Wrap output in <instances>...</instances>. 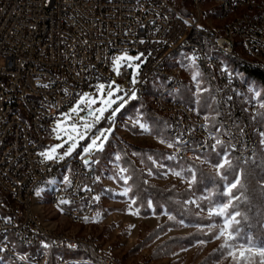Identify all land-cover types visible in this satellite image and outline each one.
I'll list each match as a JSON object with an SVG mask.
<instances>
[{
    "label": "built area",
    "instance_id": "obj_1",
    "mask_svg": "<svg viewBox=\"0 0 264 264\" xmlns=\"http://www.w3.org/2000/svg\"><path fill=\"white\" fill-rule=\"evenodd\" d=\"M241 1H250V12H241ZM215 5H222L226 19L225 28L220 30L203 26V13H209ZM189 8L193 23L179 17L177 3L172 0H0V175H8L7 184H0V208H7V215H0V233L1 226H15L20 241L33 244L36 233H43L47 246L87 247L101 264H120L112 250L95 249L91 234L86 235V241H77V235L52 233L44 228L33 215L30 200L36 182L49 176L58 163L72 160L73 171L66 175V186L54 201H67L62 206L75 213L76 219L92 220L98 214L90 201L94 188L90 167L100 162L99 158L86 153L47 159L41 149L51 142V121L85 91L112 78L116 52L146 54L135 78L134 63L123 64L121 78L126 80L127 88L123 100H128L141 91L142 84L157 77L171 78V86H183L182 66L163 75L160 62L172 50L183 48V43H191L188 53L203 71L210 73L207 83L219 110L223 136L235 138L234 157L241 162L253 157L262 126L254 130L247 115L255 113V122H259V103L254 101L251 110L242 111V95L249 90L239 86L231 69H223L211 60V52L214 47H222L233 53L228 36H236L241 50H247V57L233 53L236 58L255 61L249 60V51L264 52V0H194ZM230 10H238L239 18H231ZM16 78H24V85H16ZM167 98L168 106H160L161 98L154 101H158L156 109L168 117V129H183V136L168 137L172 153L183 158L199 154L190 151L193 140H204L201 153L217 147L208 133L211 124L206 113L193 111L192 104H179L171 95ZM7 106H17L11 120H3ZM177 109H185L187 122L178 120ZM5 134H13L10 147H3ZM72 198L82 199L83 208L72 207ZM13 202H21L23 211L9 217L8 208H13ZM11 245L10 241L1 243V247H8V255L15 256ZM34 260L37 264L68 262L53 261L47 252L45 258Z\"/></svg>",
    "mask_w": 264,
    "mask_h": 264
},
{
    "label": "rangeland",
    "instance_id": "obj_2",
    "mask_svg": "<svg viewBox=\"0 0 264 264\" xmlns=\"http://www.w3.org/2000/svg\"><path fill=\"white\" fill-rule=\"evenodd\" d=\"M175 1L178 10L184 14L192 15L189 8V6H192L190 0ZM208 12L207 16L212 18H216L219 13L218 9L212 6ZM217 53L238 78L249 84L247 96L249 98L256 97L259 100V122L255 123L257 126H262L261 133H264V107H262L264 105V81L256 74V70L247 69L241 64L240 60L233 59L220 52ZM125 54L140 57L139 60H132L134 63L133 78H135L146 61V54L142 51L116 52L113 57L112 78L88 89L62 110L51 121V142L41 149L42 153H48L52 148H55L56 151L52 155L60 158L70 156L73 153L79 155L93 153L99 158L98 171H101L102 179L98 192L99 204L96 211L98 214L92 220L72 221L48 205L52 189L57 183L64 181V173L69 174L72 172V165L64 167L55 178L47 179L36 189L32 201L34 211L40 213L54 228L82 236L91 234L92 241L97 244L100 251L112 250L121 264H235L233 259L227 255V250L220 247L223 240L216 238L220 228L224 225L225 219L230 214L239 212L235 207L236 200H233V206L227 209L225 216L216 215V212L228 203L230 197L227 194V189L234 180L225 184L226 199L209 208L204 207L202 200L195 196L194 191L191 192L198 175L196 167L200 165L216 175L223 176L225 169H221L220 174H218L215 165L222 163L225 156L233 162L231 151L226 146L221 157L217 160L214 157L199 153L191 156L186 161L181 160L172 153L167 143L168 138H161L154 133L151 122L142 110L141 104L127 105V100H123L127 88L126 80L121 78V74L123 64L127 60L120 62L118 71L116 65H114V60L116 57ZM168 65L182 66L185 75L183 86L178 91L171 92V97L198 108L203 105L200 109L206 113L211 126L220 129L219 110L212 97L203 70L184 49L174 53ZM101 84L105 86L103 91L98 90ZM165 84L166 82L158 77L152 80L147 91L143 94L144 99L152 101L154 106L153 99ZM109 90L113 92L111 98L116 103L107 108L100 120L96 121L95 116L100 115L99 112H96V109L105 107L102 101L108 98L107 92ZM257 93L259 94L257 95ZM82 97L85 98L83 103L81 102ZM138 97H142V95ZM135 98L131 96L129 100ZM90 99L96 101L95 104L91 105V108L88 106V100ZM76 107L79 110L73 112L72 109ZM117 108L118 111H115L113 115V111ZM90 112L95 113V115H90ZM58 124L61 125L60 130H57ZM85 124L92 125V127L86 129ZM73 125L76 126L77 132L72 131ZM141 125L144 127L142 128ZM101 132L107 136V139L101 137L97 141V147L85 152L84 149ZM77 133L82 134L83 139ZM69 135L74 139L68 140ZM262 141H264V135L260 134L257 148L260 147L264 151ZM72 143H75L76 147L70 155H64ZM101 143L103 144L102 148L99 147ZM132 164L140 170L139 176H142L144 185H147L150 189L158 186L171 192L173 196L182 190H189L190 196L186 199V202L191 203L192 206L188 207V212L191 214L196 213L201 217L202 222L179 218L177 223L170 210L165 208L160 212H155L153 199L150 197H148L150 212L149 210H141L144 203L140 201V197L143 198L148 190L144 189V185L141 186L137 174L135 177V169L132 168ZM237 176L242 179V170L238 172ZM261 185L264 186V177ZM234 190L233 193L237 196ZM200 196L208 197V194H200ZM263 204L264 202H262ZM254 208L257 216H263L264 219V210L258 207ZM169 217H172V219H169ZM189 219H191V216H189ZM237 220L240 221V215ZM214 225L215 227H213ZM261 225L264 229V221ZM235 226L236 224L233 225L234 228ZM198 231L201 233L199 235H203V237L197 238L190 244L183 240V238H191V235L192 238L198 237L199 235L195 233H198ZM237 237L236 243H245L239 239L238 235ZM40 238L36 243L37 245H26L19 242L15 232L0 236V240H9L24 255H38L42 252H47L50 256L53 253L61 256L66 254L65 249L51 248L43 243V237ZM254 245L260 247L264 245V242ZM97 261H82V263L95 264L99 262ZM0 264L18 263L10 256H5L0 258Z\"/></svg>",
    "mask_w": 264,
    "mask_h": 264
},
{
    "label": "bare ground",
    "instance_id": "obj_3",
    "mask_svg": "<svg viewBox=\"0 0 264 264\" xmlns=\"http://www.w3.org/2000/svg\"><path fill=\"white\" fill-rule=\"evenodd\" d=\"M190 1L193 6L194 0H190ZM225 1H232V0H225ZM172 2H176V1L172 0ZM212 7L218 9L219 13L217 14L216 18L208 17L207 16L208 13H203V26H208L212 30H220L221 28H225L226 19L224 18V13H222V5H215ZM240 10L241 12H250V1H241ZM177 14L179 15V17H182L184 22L193 23L192 15L184 14L180 10H178V8H177ZM230 17L239 18V11L230 10ZM228 45L230 48H232L233 53H239V57H247V50H241V45L240 43H237L236 36H228ZM181 49H184L188 52V50H191V43H183V48H177V49L172 50L171 55H169L168 58L160 62V73H162L163 75H170L171 69H179V66H169L168 62L172 59V55ZM217 52L223 53L224 55L229 56L233 59H238L236 58V55L228 52L226 49H222V47H214L213 51L211 52V60H214V62H218L219 65L223 67V69H230V67L225 63V61L222 58L219 57ZM238 60H240L241 64L245 66L247 69L258 70V71L264 72V52L262 51H249V60H255V61H245L244 59H238ZM198 66L201 68L200 64H198ZM203 72L206 78V82H208V80H210V73L206 71H203ZM162 80H164L166 84L162 87V89L155 96V98H161L160 106H168L167 97L171 95V92L178 91L181 88V85L171 86V78H164ZM237 82H239V86L249 89V84L245 81H242L238 77H237ZM16 85H24V78H16ZM149 85H150V82H145V84H142L141 91L137 93V95H134V96L136 97L141 96V95L143 96V94L147 91ZM165 86H170V87H165ZM246 93L247 91L244 92V94L242 95V99H241L242 111L251 110L252 107L254 106V101L256 103H259V100L256 97L249 98ZM213 99L215 101V98ZM178 103L187 104L186 102L180 101V100H178ZM154 105L156 108H158V101H154ZM192 110L197 113H204L198 107L194 105H192ZM15 114H17V106H7V109L3 111V120H11L15 116ZM177 117H178V120H180V122H187V114H186L185 109H177ZM247 122L254 123V130H261V127L259 125L257 126L255 123V113H248ZM208 133H211L212 137L214 138V144L218 145L216 141L219 140L220 141L219 144H225L227 147H229L231 153L234 156L235 154H237V147H235V138L223 136V130L221 128L216 129L212 127L211 125L208 126ZM169 135L170 136H183V129H169ZM11 143H13V134H5L3 136V147H10ZM190 151L194 153L203 152L204 151V140H193L192 143L190 144ZM255 151L256 150L253 151V154L255 153ZM80 156L81 155L79 154L73 153V157H80ZM68 165L73 166L72 160H64L63 162L58 163L57 167L53 169V171L49 174V176H47L45 179H41L40 181L36 182L34 191L30 193V200L33 201L34 192L42 183H44L47 179L55 178L58 172ZM72 171H73V168H72ZM66 175L68 174L64 173V181L57 183L56 186L52 189L48 205L53 210L58 211L61 215H63L64 217L72 221H83L85 219H76L75 213L64 210V206H62V203L54 201L55 197H57V195L61 192V189L63 188V186H66ZM90 175H94V188L91 189L90 201L91 203H93V212H96L98 210V200H97L98 191L96 188V184L99 180L96 162L93 163V167H90ZM7 182H8V175H0V184H7ZM72 207L83 208V200L80 198H72ZM31 210L33 212V215L39 219V223H41V225H43L44 228H48L49 230H52V233L62 232L65 235H77V234H73L65 230H60V229L52 227V225H50L47 222V220L41 216L40 213L34 211L33 202L31 203ZM17 211H23V204L21 202H13V208H8V216L16 217ZM0 215H7V208H0ZM11 232H15V226H1L0 236L7 235L8 233H11ZM16 235H17L19 242L26 244V245H35L38 242V239L40 237H43V233H36V241L33 244V242L20 241V234H16ZM7 241L9 240L7 239L0 240V258H4L5 256H10L18 264H37L36 260L34 259L45 258V252H42L38 255H34V254L24 255L21 252H19L13 245H11V252H14L15 256L8 255V247H1V243H5ZM77 241H86V236L77 235ZM91 242H93L92 239H91ZM94 244H95V249H99L97 244L96 243ZM52 246L58 249H62L64 247L68 248V246H63V244H53ZM71 249L75 251H79L82 248H71ZM31 256L33 257V259ZM61 259H68V262H59V264H78L82 261L92 262L89 258L79 259L74 256L66 257V256L57 255L56 260H61ZM95 264H101V262H98Z\"/></svg>",
    "mask_w": 264,
    "mask_h": 264
},
{
    "label": "trees",
    "instance_id": "obj_4",
    "mask_svg": "<svg viewBox=\"0 0 264 264\" xmlns=\"http://www.w3.org/2000/svg\"><path fill=\"white\" fill-rule=\"evenodd\" d=\"M256 74L264 81V72L256 70ZM134 103L141 104L142 110H144V112L147 114V118L150 120L155 134L164 139L170 136L168 129V117L166 115H162L156 109V107H154L155 105L153 106L152 101L145 100L144 96L137 97L133 100H127V105H132ZM202 107L200 108L202 109ZM225 148V144H218L216 148L202 154H205L209 157H214L217 160L221 157L222 152L225 150ZM179 158L181 160L187 161L190 157ZM96 163L98 170L99 162ZM232 165L233 166L230 169L227 167L225 168L223 176L216 175L203 166L198 165L196 167L198 174L197 179L194 182L191 192L194 191L195 196L202 200L204 207L209 208L210 206H213L214 204L222 202L226 199V195L224 193L225 184L227 182H232L235 177H237L238 172L242 170L243 177L241 179V182L243 184V188H237L234 190L235 194L240 197L239 200L235 201V207L239 210L240 213L239 224H236L235 226V228L238 229V232L236 233L240 237L239 239L245 243L250 239L253 244H261L264 242V229L261 225L264 219L263 216H257V214L255 213L256 209L254 207H258L261 208V210H264V204L262 205V202H264V186L261 185L262 179L264 177V151L261 150L260 147H258L257 151H255V153L253 154V157L246 162L239 161L233 155ZM132 168L135 169V177L137 174V179L140 181L141 186L144 185L145 183L142 180V176H139L140 170L136 166H133V164ZM144 187V189L148 191L147 194L143 196V198L140 197V201L144 203V206L141 207V210H149L148 197H150L153 199L155 212H160L166 208L170 210L175 216V220L177 221V223L179 222V218L189 221L193 219L194 221L202 222L201 217L196 213L193 212L191 214L190 212H188V207L192 206L191 203L186 202V199L190 196L189 190H182L179 193L174 194L173 196L171 192L166 191L164 188L158 186L152 187L151 189L148 188L147 185H144ZM205 193L208 194V197L200 196V194L204 195ZM189 216H191V219H189ZM199 232L200 231H198V233H195L199 235L201 234ZM201 237H203V235H199L198 237L193 238L191 235V238H183V240L185 242L187 241V243L190 244L197 238ZM51 248L58 249L54 246H52ZM62 249L66 250V254L64 255L66 257L77 256L80 258H89L91 260L94 259L99 261L91 248L85 247L79 251L72 250L70 247H64ZM51 258L53 261H55L57 259V255H54L53 253L51 255ZM78 264L88 263L80 262Z\"/></svg>",
    "mask_w": 264,
    "mask_h": 264
},
{
    "label": "snow or ice",
    "instance_id": "obj_5",
    "mask_svg": "<svg viewBox=\"0 0 264 264\" xmlns=\"http://www.w3.org/2000/svg\"><path fill=\"white\" fill-rule=\"evenodd\" d=\"M140 57H132V56H128L127 54L116 57L114 60V65H116V70L118 71L119 65L121 61L127 60V61H132V60H139ZM131 66V65H129ZM138 67V65H137ZM195 79V77H194ZM135 82V81H133ZM104 85L101 84L99 85L98 90L99 91H103L104 90ZM111 88V86H109ZM117 91H119V89H117ZM259 93H257L258 95ZM113 96V92L111 90H109L107 92V99H104L102 101V103L105 105V107L96 109V112H99L100 115H96L95 119L96 121H99L100 118L103 116V113L107 110V108H110L112 104L116 103L115 100H113L111 97ZM133 98L134 95H133ZM85 98H81V102L83 103ZM96 101L95 100H88V106L89 108H91L92 104H95ZM262 107H264V105H262ZM79 109L78 107L73 108L72 111L73 112H77ZM115 111H118V108L115 109L113 111V115L115 114ZM90 115H95V113H91ZM84 127L86 129H89L92 127V125L89 124H85ZM141 127L143 128L144 126L141 125ZM61 129V125L58 124L57 125V130ZM147 130V129H145ZM72 131L73 132H77L76 126L73 125L72 126ZM78 135H80V138L83 139V135L77 133ZM261 135H264V133H261ZM101 137H103V139H107V136H105V134L103 132L100 133L99 136H97L95 139L92 140L91 144L84 149L85 152H89L92 148L97 147V141L101 139ZM74 138L69 135L68 140H73ZM217 144L220 143L219 140L216 141ZM262 143H264V141H262ZM59 147V146H58ZM76 147L75 143H72L68 150L64 153V155H70L71 152L73 151V149ZM99 147H103V144L101 143L99 145ZM169 147H171V145H169ZM56 151L55 148H52L48 153H42V155H44L47 159H52L53 155L52 153H54ZM62 158V157H61ZM87 163V162H86ZM232 162L231 160L228 159L227 156H225L223 158V162L222 163H217L215 165L216 169H217V173L220 174V170L221 169H225L227 168H232ZM177 175H179V173H177ZM237 188H243V184L241 182V178L240 176L235 177L234 182H232L230 184V186L227 189V194L229 195L230 199L228 201V203L224 204L217 212L216 215L218 216H225L227 209L230 206H233V200H239L240 197L239 196H235L233 193V189H237ZM126 194V192H125ZM61 203H67V201H61ZM211 215V213H210ZM240 215L239 212H235L232 213L228 216V218L225 219L224 221V225L223 227L220 228L219 230V234L217 235V239H222L223 243L220 245V247L222 249H226L227 250V255L229 257H231L233 259V261L235 262V264H264V245L257 247L253 244V242L249 239L246 241V243H236V241L238 240L237 235H235L236 232H238L237 228H234L233 225L234 224H239V221L237 220V217ZM169 219H172V217H169ZM215 227V225L213 226ZM201 243H203V241H201Z\"/></svg>",
    "mask_w": 264,
    "mask_h": 264
},
{
    "label": "crops",
    "instance_id": "obj_6",
    "mask_svg": "<svg viewBox=\"0 0 264 264\" xmlns=\"http://www.w3.org/2000/svg\"><path fill=\"white\" fill-rule=\"evenodd\" d=\"M99 169H100V168H99ZM97 172H98L99 180H98V182H97V184H96V188H97V191L99 192V186H101V183H100V182H101V179H102V178H101V171H100V170H99V171L97 170ZM98 192H97V200H99V199H98V194H99ZM98 204H99V202H98Z\"/></svg>",
    "mask_w": 264,
    "mask_h": 264
},
{
    "label": "water",
    "instance_id": "obj_7",
    "mask_svg": "<svg viewBox=\"0 0 264 264\" xmlns=\"http://www.w3.org/2000/svg\"><path fill=\"white\" fill-rule=\"evenodd\" d=\"M90 157L88 156L87 159H89Z\"/></svg>",
    "mask_w": 264,
    "mask_h": 264
}]
</instances>
